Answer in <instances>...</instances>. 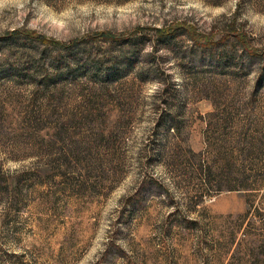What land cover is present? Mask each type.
Masks as SVG:
<instances>
[{
	"label": "rangeland",
	"instance_id": "1",
	"mask_svg": "<svg viewBox=\"0 0 264 264\" xmlns=\"http://www.w3.org/2000/svg\"><path fill=\"white\" fill-rule=\"evenodd\" d=\"M0 264H264V0H0Z\"/></svg>",
	"mask_w": 264,
	"mask_h": 264
},
{
	"label": "trees",
	"instance_id": "2",
	"mask_svg": "<svg viewBox=\"0 0 264 264\" xmlns=\"http://www.w3.org/2000/svg\"><path fill=\"white\" fill-rule=\"evenodd\" d=\"M104 40H110V41H116L118 40L117 38H113V36H111L110 34H107V35H102L101 36ZM99 39V37H95L93 39ZM43 44H51V45H54V46H57V47H66L64 45H60L59 43L57 42H51L50 40H46V39H43V40H40ZM68 48V47H66Z\"/></svg>",
	"mask_w": 264,
	"mask_h": 264
}]
</instances>
